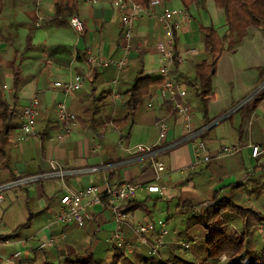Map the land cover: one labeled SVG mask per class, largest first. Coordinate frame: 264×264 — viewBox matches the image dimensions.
Masks as SVG:
<instances>
[{"label":"crops","instance_id":"1","mask_svg":"<svg viewBox=\"0 0 264 264\" xmlns=\"http://www.w3.org/2000/svg\"><path fill=\"white\" fill-rule=\"evenodd\" d=\"M209 1L196 0L188 8H184L179 0H166L165 4L160 0L152 8L140 6L127 42L125 67L119 73L112 66L95 70L91 78L83 82L81 89L64 99L66 108L76 117V124L68 135L55 139L58 125L54 105L62 95L53 83L66 81L72 74L82 75L88 52L102 59H118L124 53L125 42L121 38L115 7L112 0H68V6L74 7L73 15L83 24V31L77 35L69 27L68 17L63 18L61 24L53 22V0H0V86L10 103L9 66L16 64L22 77L13 106L18 122L21 108L33 96L37 98L38 109L33 137L15 145L17 128L10 134L5 148L7 167L2 169L0 162V183L11 176L44 172L47 170L45 161L49 159L68 168H97L94 173L66 177L62 183L49 180L6 192L0 202L6 199L2 217L6 214L11 217L13 208L19 205L24 216L23 222L11 230L2 227L0 241L5 244L0 245V264H81L83 256L99 263L115 252L105 244L115 229L107 204L91 207L89 220L82 229L71 225L45 228L47 219L58 212V198L64 189L75 191L88 185L103 187L105 184L117 187L125 182L140 185L134 197L120 206L123 222L120 231L124 240L131 243L134 239L129 228L136 223L155 221L165 215L164 223L170 227V235L178 231L186 236L183 224L191 218V207L211 198L232 203L241 200L243 194L245 198H264V98L242 119L232 111L264 83V37L258 28L248 27L233 51L220 54L210 78L211 98L204 108L185 83L172 76V66L168 70L169 76L179 81L186 91L183 101L189 105L191 126L202 127L206 121L214 119L202 134L207 154L214 157L221 148L234 147L238 150L234 155L214 158L192 174L182 173L181 168L193 159L192 149L185 143L174 145L154 156V160L164 165L158 184L162 195L148 194L145 188L154 184L149 161L141 156H129L122 148L151 146L156 142L174 144L182 135L184 120L171 110L170 101L158 95V83L150 87L142 104L120 125L112 124L106 118L108 114L111 118L123 117V91L137 75L139 64L142 74L158 77L159 60L155 45L164 42V35L155 16L165 6L185 10V17L177 16L171 21L175 34L174 50L183 57L182 62H176L178 70L183 73L193 71L204 57L203 37L198 26H212L218 36L226 33L219 8V11L212 9L215 23L208 14L201 15ZM148 11H152L153 16ZM148 100L152 102L150 109L145 106ZM93 109L96 111L94 118L102 126L99 132L90 128ZM225 115L230 117L224 119ZM159 119H163L167 127L161 139H158L155 126ZM106 122L113 126L111 130L105 128ZM129 122H132L129 134L122 139ZM249 146H262V154L252 158ZM163 154L165 160L160 161ZM252 165L254 168L251 170ZM244 174L248 176L247 180L243 179ZM215 186L216 189L212 190ZM138 204L142 210L132 209ZM262 205L259 204L256 211L262 213ZM22 225L24 228L16 230ZM49 238H52L50 248L37 252V244ZM167 241L166 245L173 243ZM142 250L145 249H136L125 257L122 255L117 264H141L137 257L143 254ZM16 251H20L17 263L4 261Z\"/></svg>","mask_w":264,"mask_h":264},{"label":"built area","instance_id":"2","mask_svg":"<svg viewBox=\"0 0 264 264\" xmlns=\"http://www.w3.org/2000/svg\"><path fill=\"white\" fill-rule=\"evenodd\" d=\"M35 1L38 2L39 0ZM159 1L160 0H150L147 6L152 8L154 5L158 4ZM112 2L115 7L118 24L120 26L121 38L125 42L123 46L124 53L118 59H102L88 52L85 58L86 69L82 75L72 74L66 81L53 83V87L58 89L62 95V99L58 100L54 105V114L58 125V131L55 135V139H61L62 137L68 135L76 124V117L66 108L64 99L81 89L83 82L85 80H89L95 70L112 66L114 67L116 73H119L126 65V51L128 49L127 42L131 37L133 23L138 15L140 6L131 0H112ZM148 13L150 16H153L152 11H148ZM177 16L185 17V10L165 6L162 8L161 12L155 16L161 25V30L164 35V42L156 44L155 49L159 60L157 70V74L159 76L157 93L160 97L170 101L171 110L181 115L184 120L182 135L174 144L163 145L156 142L151 146L136 145L129 148H122V151L129 156H141L149 161V169L152 173V180L154 184L147 186L145 191L148 194H156L159 196L162 195V189L158 186V184L161 181L164 165L161 162L154 160L155 155H158L174 145L182 143L189 144L192 149L193 159L191 163L184 168H181L180 171L182 173H190L203 167L211 160H214V158L230 157L238 151L234 147H223L216 156L210 157L207 154L201 135L210 128L212 122L198 128L192 127L189 123V105L183 101L186 96V91L179 81L171 78L168 74L169 67L174 61L177 63L183 61V57L177 54L174 50V26L171 21ZM67 23L77 35L83 31V24L76 16H69L67 18ZM192 51L193 50H189V52ZM263 86L264 83L257 90L251 93L249 99ZM242 102V104L245 103V101ZM145 106L148 109L152 108V102L148 100ZM37 113V98L33 96L21 108L19 116L20 122L17 127V133L14 137L15 145L27 142L28 139L34 136V123ZM155 126L158 133V139H161L166 133V124L163 119H159L155 122ZM112 127L113 126L110 122L105 123V128H107V130H111ZM117 134L119 136L117 144L120 146V135L119 133ZM249 148L250 156L252 158L259 157L263 152L262 146H249ZM95 150H97V146L95 147ZM45 162L47 170L44 172L26 176H16L10 181L1 183L0 202L3 199V195L8 191L21 190L30 185L47 182L49 180H57L62 183L66 177L85 175L97 171V168H68L52 159L46 160ZM140 188L141 187L138 184L125 182L117 187L105 184L103 187L88 185L75 191L64 189V192L58 198V212L51 218L47 219L45 228L71 225L76 229H82L85 223L89 220L88 210L93 206L103 207L107 204L115 223V229L106 239V246L115 251L121 250L124 257L131 255L136 249L140 248H144L148 256L157 257L158 252L165 248V240L169 237V233L163 221H143L134 224L129 228L134 239L132 243L126 242L120 231L123 223L120 216V206L123 202L133 198L135 193ZM51 242L52 238H49L45 242H40L35 248L36 251L43 252L47 250L50 248ZM4 244V241H0V245ZM172 244L184 254L189 252L191 246L190 243L182 241H177ZM19 259L20 251H16L4 261H15L17 263ZM17 264L20 263L18 262ZM252 264L257 263L253 261Z\"/></svg>","mask_w":264,"mask_h":264},{"label":"trees","instance_id":"3","mask_svg":"<svg viewBox=\"0 0 264 264\" xmlns=\"http://www.w3.org/2000/svg\"><path fill=\"white\" fill-rule=\"evenodd\" d=\"M71 1V0H69ZM137 5L144 7L148 5L150 0H131ZM166 0H162L165 4ZM184 8H188L196 0H179ZM206 1V0H201ZM222 11L224 22L226 26V33L218 36L212 26H198V30L202 34V51L203 59L194 66L191 73H183L178 70V66L174 61L171 66V74L176 79L185 83L189 91L197 98L202 108L205 107L206 102L211 98L210 78L214 71L215 64L223 51H233L241 39L245 36L248 27H256L260 30L264 37V0H210ZM68 0H53V22L57 24L62 23L63 18H67L74 14L73 9L69 7ZM173 32V38L175 40ZM11 76V88L9 90L10 103L4 97V93L0 86V162H2V169L7 167L5 148L8 144V138L12 131L18 127L19 122L13 106L16 101L17 91L22 83L20 69L14 63L9 66ZM264 74L262 75V79ZM159 82L158 77H150L141 73L140 64L137 75L134 77L132 83L123 91L124 99V115L122 118H111L107 115V119L112 124L120 125L123 119L133 115L136 109L142 104L145 97L150 91V87ZM264 98V86L259 89L248 102L242 104L234 112L242 119L254 107L259 100ZM96 111H92L90 128L92 131H100L101 124L94 118ZM230 117L228 115L224 119ZM208 120L206 124L213 121ZM132 122L128 123L125 134L121 137L126 138L129 134V129ZM203 140V136L201 135ZM16 176H11L9 180L14 179ZM243 179L247 180L248 176L243 175ZM5 181V182H7ZM4 183V182H3ZM1 184V183H0ZM238 185V184H237ZM237 187V186H236ZM189 206H187L188 208ZM182 208V207H181ZM132 209L142 210L141 204L134 206ZM190 214L194 222L192 224L198 227L200 237L202 239V246L204 249V258L198 263L193 262L191 259H185L178 254L171 251L170 255L164 257L162 262L158 264H220V259H226L225 264H238L236 261L240 257L247 256L249 259L240 264H252L253 258L251 257L252 251L249 247V242L243 240L241 236L229 234L226 230L224 216H235L241 222V232L247 230L249 226L256 222L264 221V217H260L254 211L248 209L246 212L241 207H238L227 200L211 198L205 202L191 207ZM123 212V211H122ZM121 212V213H122ZM28 223V221H27ZM26 226V224H25ZM24 228L20 226L16 230ZM2 237H0V240ZM115 256L112 257L111 264H117L122 257V252L119 250ZM166 251L161 250L158 252L157 257ZM153 259L156 257H152ZM150 258V259H152ZM81 264H98L91 257H86L82 260ZM264 264V261L263 263Z\"/></svg>","mask_w":264,"mask_h":264},{"label":"rangeland","instance_id":"4","mask_svg":"<svg viewBox=\"0 0 264 264\" xmlns=\"http://www.w3.org/2000/svg\"><path fill=\"white\" fill-rule=\"evenodd\" d=\"M212 9H215V11H219L218 8H216L214 6V4L211 1H209L207 3V9L206 10H205V8L202 9V12H200V13L203 16H206L208 14L209 16H211V18L214 20V23H215L216 17L212 13ZM253 90L254 89H252L248 94H250ZM250 96H251V94L248 95L247 97H245L242 101H245V103L248 102ZM164 156H165L164 154L161 155L159 160L164 161L165 160ZM253 168H254V165L251 166V170ZM251 170H250V173H251ZM196 171H194V172H196ZM194 172H190V173L192 174ZM258 175L259 174H257V176L254 178V180L258 179ZM255 181H257V180H255ZM256 183L259 184V182H256ZM215 189H216V186L212 188V190H215ZM244 195L245 194H243V196L241 197L242 198L241 200L232 201V204H234L238 207H241L246 212L249 209V210L257 213L260 217H264V198L262 196H260V197L249 196V197L245 198ZM247 198H249V199H247ZM9 199H10V197H9ZM5 202H6V199H4V202L0 204V231H3L2 227H4L6 230H11V227L15 226L17 223L21 224L23 222L22 219L24 216V211H23L21 205L13 208L11 217L7 214H6V216L2 217V213H4V209H5L4 208ZM261 203L263 204L262 208H261L262 213L256 211L257 206ZM156 219H158V218H156ZM158 220L165 222L164 221L165 215H162V217L160 216V218ZM223 221L225 222V226H226L225 228L227 229L226 231L229 234L233 233L237 236H241L243 238V240H245L246 242H249V247H250V250L252 251L250 258H253V261L256 262L257 264H262L264 261V221H262V222L259 221V222L254 223L253 225L249 226L247 230H244V233L241 232V229H240L241 228V222L237 217H235L233 215L224 216ZM192 222H194V220L191 217L187 220L186 223L183 224V226L187 230L186 236L185 235L183 236L178 231H177V233H175V231H174V234L172 233L170 235V233H171L170 227L168 225H166V229L169 233V237L165 241L170 240L173 243L177 242V241H184V242L190 243L191 244L190 250L187 254L182 253L173 244H170V245L167 244L165 249H164V251H166V253H164V255H162V253H161L158 257H156L154 259L151 256H148L145 250H142L143 254L139 255L140 257H137V259H140V262L139 261L138 262L141 264H158L159 263L158 261L162 262L163 258L164 257L166 258L167 256H169L171 251H173V253L178 254L182 258L191 259L193 262L198 263L200 260H202L204 258V249L202 246V239L200 237L199 229H198V227L194 226L192 224ZM177 223H178L177 225H181V223H179V222H177ZM174 229H175V227H174ZM118 252H120V251H115V252H113V254H110V255L113 257ZM111 256H109V258L106 260L105 259L101 260L98 264H111V260H110ZM85 258H86V256H83L82 260H84ZM150 258H152V259H150ZM247 259H249V258L247 256L243 255L241 258L239 257L236 262L238 264H240V263H243L244 261H246ZM153 260H154V262H153ZM225 262H226V259H220V261H219L220 264H225Z\"/></svg>","mask_w":264,"mask_h":264},{"label":"water","instance_id":"5","mask_svg":"<svg viewBox=\"0 0 264 264\" xmlns=\"http://www.w3.org/2000/svg\"><path fill=\"white\" fill-rule=\"evenodd\" d=\"M243 102L242 101H240V103H238V105H236L235 107H234V109H232V111H235L238 107H240L241 106V104H242ZM225 116H227V115H225Z\"/></svg>","mask_w":264,"mask_h":264}]
</instances>
